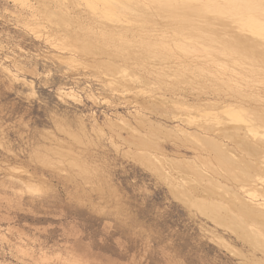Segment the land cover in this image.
<instances>
[{"label": "rangeland", "instance_id": "obj_1", "mask_svg": "<svg viewBox=\"0 0 264 264\" xmlns=\"http://www.w3.org/2000/svg\"><path fill=\"white\" fill-rule=\"evenodd\" d=\"M158 1L164 4L161 9L152 6L144 11L137 6L134 12L105 17L99 10L93 12L86 7L85 0H28L32 12L21 7L18 0H0V264H260L261 259L264 264L260 248L255 250L240 241L238 224L208 220L203 216L205 209L194 203L189 187H173L176 190L171 192L173 188L166 185L168 182L156 171L151 172L155 169L147 158L143 164L145 157L154 155L162 161L164 158H160L157 150L140 146L137 141L149 139V125L155 128L157 123L159 127L160 121L162 135L156 127L157 132L152 129L150 138L156 140V135L159 136V140L153 141L160 145L166 140L160 146L166 153L170 142L164 126L170 128L176 122L163 88L171 83L179 85L168 72L172 71L169 69L172 61L165 55L171 49L174 53L180 50L172 42L175 33L167 30L160 34L159 28L173 20L184 30L177 36L179 41L189 43L188 34L194 36L195 27H206L210 29L208 34L204 29L206 33L201 32L205 40L193 44L209 46L217 36L211 46L220 48V42L230 41L233 35L230 31L240 37H253L237 28H246L245 19L258 14L260 7L254 9V4H250V9L242 0H216L223 7L182 15V6L193 4L191 0ZM49 11L65 14L61 19L64 25L53 14L47 17L50 13L45 12ZM98 21L115 27L118 36L105 37ZM217 22L222 26L218 27ZM125 27L131 29L126 38L119 31ZM224 30H229V35ZM131 32L134 33L130 35ZM212 50L196 53L211 54L234 73H249L244 63L229 62L226 53H211ZM121 57L130 58L126 59V66L120 62ZM64 58H72L73 63ZM4 67L17 77L10 78ZM116 68L118 73L112 70ZM159 70L164 73H158ZM134 74L144 84L126 80ZM259 81L253 86L264 88V80ZM67 89L74 96L61 94ZM156 101L162 102L163 107ZM161 113L166 114L165 119ZM46 150L52 151L48 154ZM34 154L42 158L37 160ZM43 157L51 163H44L47 161ZM79 164L82 169L77 167ZM9 169L17 170V174ZM25 170L34 177L30 186L33 189L1 186L6 180L12 181L11 177L23 176ZM261 177L259 182L264 181V176ZM160 178L163 180L159 181ZM187 192L190 198L186 197Z\"/></svg>", "mask_w": 264, "mask_h": 264}, {"label": "bare ground", "instance_id": "obj_2", "mask_svg": "<svg viewBox=\"0 0 264 264\" xmlns=\"http://www.w3.org/2000/svg\"><path fill=\"white\" fill-rule=\"evenodd\" d=\"M85 1L88 3V5L86 7L89 6L90 10L93 12L99 10V12L102 13L103 15H105V17H110V16L118 17L117 14L119 12H123V13H126L127 11L134 12L135 11L134 9H137V6L140 8V10L142 9L144 11H148L152 6H154V8L161 9L164 5L163 2H161V1L157 2V0L152 1L150 3H144L140 0H85ZM18 2L21 3V7L24 6L25 8H28V11H31V10H29L31 5L29 6L28 0H18ZM191 2L193 4H191V5L188 4L187 6H184V7L182 6V9H181L182 15H186V14H190V13L193 14L195 12H198L199 9L200 10H208V9H212V8H217L220 5L219 2L216 0H194V1L191 0ZM194 2L195 3L197 2V4H195ZM234 2H235V0H234ZM249 2H251V3H249ZM41 3L44 5L45 2L43 3V1H42ZM241 3H243V5H245V6L248 5L249 8L251 7L250 4H254L253 5L254 9H256V6H258V8L260 7V10L258 8H257L258 11L256 10L258 12V14L253 15L251 17L249 16V18L247 17L248 19L247 18L245 19V21L247 20V22H245V23H247L248 25L245 23H243V24L246 26V28L242 27V26H241L242 28L236 27L237 29H240V31L241 30L246 31L247 33H249L253 37L248 36V38H245V37H247L245 35H244V37H240V36H238L239 34L236 35L232 31H230L234 35V37L232 38L233 35L230 34L231 35L230 41H226L227 39L224 40L226 42H220L219 41L221 43V45L219 46L220 48H218V47L213 48L211 46L212 43L214 41H216L215 39H217V36H216L217 34H215L216 33L215 31H214L215 33L212 32L216 36L213 39V42L209 40L210 42H212L211 45L207 46L208 44L205 43V44H207L206 46H205V44L203 46H200V47L195 46L197 44H195L194 42L198 41L200 43L199 40L203 41V39H204V37L202 36L204 34H202L201 32L206 33V32H204V30H205V31H207V34H208L207 29H209V28H206L204 26L205 24L203 25L205 28H203V26H202V28L204 30L201 29L200 27H199L200 29L196 28V27L194 28V31L196 33H198L197 35H196V33L194 36H191L188 34L189 40H190L189 43L186 41H185L186 42L185 43V42H183V40L179 41L178 37L182 35L181 32L184 33V30L181 31L180 29H182V27L174 24L172 22L173 20L171 21L170 24L169 23H168V25L164 24L159 28L160 34L166 33L167 30H171L172 33H175L172 35V40H173L172 42H174L175 45H178L177 48H179V50H180L179 53H177V52L174 53V51H172V49H171V51H169L168 54L165 56L168 57L167 58L168 60L172 61L170 64V67H169V69L172 71L168 70V72H171L172 75L168 74V73L167 74L171 75L172 78H175L177 80L176 82H179V85L181 84L183 86L179 87L178 83H176V82L175 83L177 84V86H174L170 82L171 84H166L165 87L163 88L165 90L164 94L168 95V98H166V99L172 107V111H173L172 114L173 115L175 114L173 116V119H175L176 122H175V125L173 124V126H171L170 128L169 127L166 128V126H164V128L166 129V130L164 129L166 131L165 134L167 136V137L166 136L165 137H166V139L168 138V140H167L168 143L170 142V146L168 147V150L166 151V153H164L165 151L163 152L162 148H160V146L162 147L163 143H165L164 141H166V140L163 141L162 145H160V143H155L156 140H159V136H157L155 134V132H157L155 130L157 129L159 131L158 133L162 135V133H160V130H159L160 125L162 124V123L160 124V121L158 122L159 127L157 126V123H156V127H157V128L155 127L156 129L153 126L149 125L152 122H150L149 124L147 122V125L150 126L149 130L151 131L150 132L151 134H152V129L153 130L155 129L154 135H156V140L154 139L155 137L153 138L155 142L153 141L152 138H150V137H153L151 134H150V137L148 134L147 138H149L150 140L152 139V141H150L149 139H143V140L137 139V138L136 139H137V141L139 140L138 145L146 147V148L150 147L153 150H157L159 153L158 155L161 156L160 158H162V159L164 158L163 161L160 160L158 156L155 158V156L152 155L153 153H150V156L152 155L151 157H145V156H144L145 158L142 157L143 159H145V162L143 164L146 163V158H147L150 166H152L155 169L154 171H151L152 173L153 172L155 173V171H156L157 175L162 176V178H164L168 182L166 185H168L169 187H172V188L173 187H175V188L179 187V189H182L183 187H189L190 188L189 191L186 189L185 190L192 194V197L195 200L194 203L197 206H199V208L205 209V215H203V216H207L208 220L213 221V223L215 222V223L220 224L223 222V223H226L227 225L228 224H231V225L232 224H234V225L238 224L239 225L238 229L240 231V233H238V235H240V241L243 240V241L247 242L248 245L252 246L254 249L260 248L261 253L264 254V181L259 182L262 178L261 176L262 175L264 176V88L263 87H261V88L257 87L258 84L253 86V83L258 82L260 79L264 80V6H262V5H264V0H242ZM241 3H239L237 7H239L241 5ZM247 3H249V4H247ZM38 6H39V3H38ZM220 6H222V5H220ZM44 7H45V5H44ZM253 7H252V9H253ZM46 9H48V7ZM254 9H253V11H254ZM214 10L217 11L216 9H214ZM24 13H26V12H24ZM41 13H43V12H41ZM45 13L46 14L50 13L49 16H47V17H51L52 16L51 14L55 15V18L57 20L60 19V21H62L61 20L62 17L66 16L63 13H57L56 14V13L50 12V11L45 12ZM123 13H121V14L123 15ZM178 14H180V12ZM198 15H200V13ZM251 15H252V13H251ZM255 16H257V17H255ZM31 17H33V16H31ZM56 19H55V21H56ZM47 20H49V19H47ZM98 22H100L102 24L101 21H98ZM211 22H214V21L211 20ZM64 23H66V22H64ZM103 24L101 26L100 25L99 26L102 28L100 31L103 30V32H104L103 34H105V37H107L109 39V38L113 37L114 35H117L116 33L118 31L116 30L115 27L110 28L109 26H105V24L103 26ZM213 24L215 25L216 23H212V25ZM217 24H218V27H219V25H220V27L222 26V24H220V22H217ZM61 25H64L63 21L61 22ZM226 25L224 24L223 28L226 29V27H227ZM166 26H168V28H166ZM173 26L174 27L176 26V27L174 28ZM230 27H229V30L235 29V27H234V29H231ZM95 28H97V27H95ZM210 28L215 29V27H213V26L212 27L210 26ZM177 29H178V32L176 31ZM221 29H218V30H220L222 32L223 30H221ZM128 30H131V29H129L128 27H125V28L120 29L119 31L123 32L122 36H125V38H126V32ZM229 30H227V31L224 30L225 32H227L226 35L229 33ZM155 31H157V30H155ZM133 33L134 32H131L130 35H132ZM247 33H246V35H247ZM193 34H194V32H193ZM207 34H205V35H207ZM224 35H225V33H224ZM140 36L142 37L144 35H139V37ZM148 36L146 34L147 38H148ZM164 38H165V36H164ZM164 40H165L164 42H167L166 39H164ZM150 41H152V40L150 39ZM159 42H161V40ZM160 45H162V43ZM55 46H56V44H55ZM61 46H63V45L61 44ZM158 48H160V46ZM165 48H167V50L169 49L168 47H165ZM165 48H161V49H165ZM207 48L213 49L211 53H216L219 51H220L219 53H221V52L226 53L228 55L227 57H228L229 62H242V63H244L245 65H247L249 67L248 68L249 73H247V72L244 74L234 73L231 70H228L227 67L224 66L223 64L218 63L217 59L214 58L211 54H207V53H205L203 55L197 54L198 52L204 53V51ZM175 49H176V47H175ZM61 50H60V52H61ZM192 50L195 51V54H194V51H192ZM189 53L194 55V56H191V55L188 56ZM226 54H225V56H226ZM71 57H72V55H71ZM61 59H63V58H61ZM64 59H66V58H64ZM126 59L130 60V58H124V57H121L119 59L120 62L124 66H126V64H125L127 61ZM66 60L69 61L68 63L72 62V58H67ZM139 61H140V59H139ZM109 62H111V61H109ZM217 63L219 65V67L217 66ZM139 64H141V63L139 62ZM4 68L7 71L6 74L10 75V78L12 77L14 79L17 77L15 74L11 73V71L7 70L6 67H4ZM15 68H17V67H15ZM2 69H3V67H2ZM153 69H151L150 71H152ZM163 69L165 70V68H163ZM5 70H3V71L6 72ZM112 70L114 72L118 71L117 68L112 69ZM112 70H111V72H112ZM160 71L163 72V70H159L158 73ZM123 72H125V71H123ZM121 74L122 73L120 72V75ZM150 75H152V74H150ZM125 76H127V75H122L123 78ZM156 76H157V74H155V77ZM250 77L252 78L251 81L249 80ZM126 80L128 82H131V83L138 82L140 84H144L139 79H137V77H135V74L132 75L129 78V80L128 79H126ZM166 80H167V78H166ZM14 81L17 82V80H14ZM124 81H125V79H124ZM148 81H149V79H148ZM150 82H152V80ZM111 83H113V82H111ZM145 84H146V82H145ZM162 84H164V83H162ZM262 86H264V85H262ZM61 94H63L64 96L70 97V98L72 96H74V92L70 89H67L64 92L62 91ZM145 95H146V93H145ZM153 100H156V99L154 98ZM153 100H151V101H153ZM157 100H160V99H157ZM142 102H144V101H142ZM157 103H155V104L157 105ZM161 103L160 104L158 103V105H161ZM155 104H153V105H155ZM147 106H148V104H147ZM159 107H157V109ZM161 107H163V106L161 105ZM158 111H163V109L162 110L158 109ZM149 114H151V113H149ZM161 114L163 115V113H161ZM165 115H163V116H165ZM165 118H166V116L164 117V119ZM171 119H172V117H171ZM125 122H127V121H125ZM140 122H141V120H140ZM169 122H170V120H169ZM171 122H173V120ZM137 123L139 124V122H137ZM114 124L116 125V123H114ZM128 124H130V123H128ZM110 126L111 125H109V127ZM112 127H110V128H112ZM141 130H143V129H141ZM137 135H139V134H137ZM143 137L145 138V136H143ZM157 137H158V139H157ZM161 139L162 138H160V141H161ZM77 141H79V139ZM82 142H83V140H82ZM164 148H166V147H164ZM48 150H46V151H48ZM56 150H58V149H56ZM46 151H43V153H46ZM157 151H155V152H157ZM41 152L42 151L40 150V153ZM50 152L48 151V154ZM60 152H62V151H60ZM32 156L34 158H36L35 154ZM32 156H30V157L32 158ZM36 156H37V154H36ZM61 157H63V156H61ZM37 158H38V156H37ZM40 158H42V156H40ZM40 158H38V159H40ZM36 159H35V161H36ZM44 159L45 158L43 157V161H44ZM77 159H79V158H77ZM165 159H166V161H165ZM45 160L47 162H44V163H47V164L51 163V161L48 162L47 157ZM32 161H33V159H32ZM72 163H74V162L72 161ZM47 164H46V166H48ZM75 165H76V163H75ZM80 165L81 164H79V166L77 165V167L79 168L82 166V165L81 166ZM46 166L45 167L43 166V167L46 168ZM15 168H17V167H15ZM40 168H41V166H40ZM83 168L85 169V167H83ZM79 169H82V167ZM33 170L36 171L35 169H33ZM11 171L13 173L15 171V173H16L17 170L11 169L10 172ZM81 171H83V170H81ZM13 173H12V175H14ZM22 173H23V176H21V174H20L18 176L11 177L9 179H13L12 181L6 180L7 182H4V184H1V186L2 187H10V188L11 187H26V188L30 187L32 185V183H34V177L31 174H29L28 170H25ZM7 174H9V173H7ZM154 175H156V174H154ZM161 180H163V179L160 178L159 181H161ZM156 183H155V185H156ZM169 187L168 188L166 187L168 189V191L171 190V188H169ZM28 189H25V190H28ZM31 189H33V188H31ZM173 189L171 190V192L176 190V189H174V190ZM171 192H169V194L172 195ZM188 192H187L188 196H186V195H184V196L190 198L191 195L189 196ZM193 198H192V202H193ZM183 200H184V198H183ZM179 202H181V201H179ZM188 202L186 204H188ZM192 202H191V204H192ZM183 204H184V202H183ZM181 205H182V203H181ZM189 205H190V203L188 204V206ZM184 207H186V205ZM195 208H197V207H195ZM194 211H196V210H194ZM198 213H199V211H198ZM196 219H198V218H196ZM202 222H204V221H202ZM234 225H232V226H234ZM229 230H230V228H229ZM228 232L233 233L231 231H228ZM215 233H217V232H215ZM220 235H222V234H220ZM220 235H218V236H220ZM209 236H207V238H209ZM214 237H216V236H214ZM209 239H211V238H209ZM214 240H216V239H214ZM254 249H252V250L254 251ZM260 257H261V255H260ZM262 260L263 259H261V262H262ZM258 261H259V259H258ZM261 262H260V264H261Z\"/></svg>", "mask_w": 264, "mask_h": 264}, {"label": "snow or ice", "instance_id": "obj_3", "mask_svg": "<svg viewBox=\"0 0 264 264\" xmlns=\"http://www.w3.org/2000/svg\"><path fill=\"white\" fill-rule=\"evenodd\" d=\"M262 6H264V5H262Z\"/></svg>", "mask_w": 264, "mask_h": 264}]
</instances>
